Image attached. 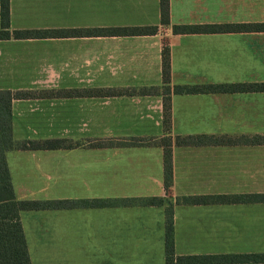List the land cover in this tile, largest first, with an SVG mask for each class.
I'll list each match as a JSON object with an SVG mask.
<instances>
[{
	"label": "crops",
	"instance_id": "1",
	"mask_svg": "<svg viewBox=\"0 0 264 264\" xmlns=\"http://www.w3.org/2000/svg\"><path fill=\"white\" fill-rule=\"evenodd\" d=\"M168 6L169 24H161L159 0H8L11 32L58 29L68 33L0 38V90H159L12 100L15 145L5 158L14 195L40 203L19 213L31 264H165L167 219L174 228L177 255H210L181 248L182 242L194 244L191 232L180 238L181 227L193 223L178 215L206 208L167 202V198L172 201L164 188L167 175L159 140H172L170 182L203 174L200 168L190 169L191 147L175 144V137L235 133L224 130L222 119H264V91H172L166 125L162 50L165 47L169 53L171 89L183 84L264 82V31H172L173 24L264 22V0H168ZM150 26L157 30L109 31ZM72 135L100 144L80 140L77 147H19L27 140H72ZM252 145H261L264 181V142L229 145L244 149H239L243 151L234 166L217 165L216 180H224L225 175L232 181L250 180L251 149L246 148ZM262 231L264 238V223ZM239 253L243 252L233 254Z\"/></svg>",
	"mask_w": 264,
	"mask_h": 264
},
{
	"label": "trees",
	"instance_id": "2",
	"mask_svg": "<svg viewBox=\"0 0 264 264\" xmlns=\"http://www.w3.org/2000/svg\"><path fill=\"white\" fill-rule=\"evenodd\" d=\"M161 24H169L168 0H159ZM0 38L14 37H40L47 35H63L67 30H13L10 31L8 21V0H0ZM103 31V29H93ZM157 30L156 26L135 27V28H114L110 32L121 34H143L153 33ZM75 31V30H72ZM174 33H211V32H261L264 31V22L249 23H222V24H173ZM168 49L162 50V78L164 86L161 93L164 95V123H169L168 99L170 92L174 93H214V92H234V91H264V82L248 84H183L169 86V58ZM157 88H72L56 90H0V264H31L26 241L24 238L22 224L19 213L25 209H35L40 206L39 202L19 200L15 197L9 169L6 163L5 154L15 144L11 136V103L14 99H25L34 97L52 96H108L119 94L135 93H155ZM189 137V135H188ZM191 138V136H190ZM176 136L174 143L178 145H191L192 142ZM134 141L143 142V139L134 138ZM162 141V142H161ZM171 138L162 137L159 143L163 146L164 167L166 180L164 188L168 190L170 181V160H171ZM93 143V142H90ZM100 144L99 141H96ZM94 144V145H97ZM77 147L80 142H67L66 139H51L42 142L23 141L21 148H56V147ZM235 196L228 195L222 203H233ZM248 202L261 201V195H248ZM205 196H194L191 204H208ZM228 264V263H264V253H239V254H213V255H176L172 241V226L169 219L166 221L165 228V264Z\"/></svg>",
	"mask_w": 264,
	"mask_h": 264
},
{
	"label": "rangeland",
	"instance_id": "3",
	"mask_svg": "<svg viewBox=\"0 0 264 264\" xmlns=\"http://www.w3.org/2000/svg\"><path fill=\"white\" fill-rule=\"evenodd\" d=\"M206 121L209 120L205 119ZM224 120V130L236 131L235 133H204L183 135V140L191 141L189 145L190 169L200 168L203 174L189 175L187 181H173L168 188L167 202L173 206H201L204 210L197 213H181L178 216L188 217L192 225L183 226L180 229V238L186 233H192L194 244L181 248L184 252H196L203 254H233L235 252H261L264 251V238L262 237V224L264 223V181L261 180V145H252L251 149L252 176L245 182L232 181L229 175L221 176L224 180H216L214 174L217 165H225L227 169L235 165L239 149L232 144L260 143L264 142V119L260 117L234 118ZM207 125L212 128V121ZM263 134V135H262ZM191 136V138H190ZM65 139V138H64ZM179 139V140H182ZM67 142H93L95 139L83 140L79 135H72V140ZM81 140V141H80ZM162 142V141H161ZM224 149V152L220 150ZM200 170V171H201ZM201 171V172H202ZM261 195V201L248 202V195ZM205 196L208 204H191L194 196ZM235 196L233 203H222L224 197ZM167 203V205H168ZM198 218L199 222L195 221ZM247 227L244 228V224ZM174 237V228L172 229ZM174 238H172V241ZM174 243V242H173ZM174 248V244H173ZM175 252V249H174ZM176 254V252H175ZM177 255V254H176Z\"/></svg>",
	"mask_w": 264,
	"mask_h": 264
}]
</instances>
